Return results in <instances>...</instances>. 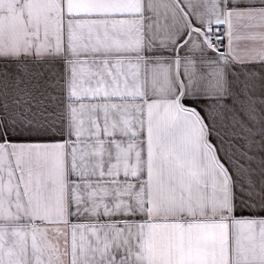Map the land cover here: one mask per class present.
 <instances>
[{"label": "snow or ice", "instance_id": "1", "mask_svg": "<svg viewBox=\"0 0 264 264\" xmlns=\"http://www.w3.org/2000/svg\"><path fill=\"white\" fill-rule=\"evenodd\" d=\"M0 264H264V0H0Z\"/></svg>", "mask_w": 264, "mask_h": 264}]
</instances>
